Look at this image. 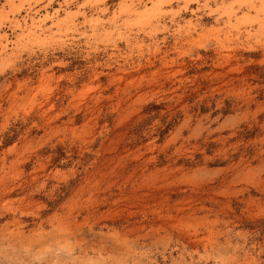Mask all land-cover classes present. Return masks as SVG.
Returning <instances> with one entry per match:
<instances>
[{
  "label": "rangeland",
  "instance_id": "374dc122",
  "mask_svg": "<svg viewBox=\"0 0 264 264\" xmlns=\"http://www.w3.org/2000/svg\"><path fill=\"white\" fill-rule=\"evenodd\" d=\"M0 264H264V0H0Z\"/></svg>",
  "mask_w": 264,
  "mask_h": 264
}]
</instances>
